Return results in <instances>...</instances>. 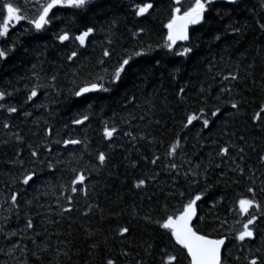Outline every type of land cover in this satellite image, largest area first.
<instances>
[{"label": "trees", "instance_id": "1", "mask_svg": "<svg viewBox=\"0 0 264 264\" xmlns=\"http://www.w3.org/2000/svg\"><path fill=\"white\" fill-rule=\"evenodd\" d=\"M42 2L18 0L26 19L0 37V48L15 45L0 59V91L7 94L0 100V264H164L167 254L189 264L156 221L197 194L193 226L228 237L222 264L264 256V113L252 118L264 107V0L213 2L189 41L171 50L172 9L194 0H150L143 16L135 7L149 0H88L84 8L55 9L52 22L36 30L31 20ZM89 27L94 32L81 45L75 36ZM65 31L70 38L61 42ZM185 47L192 52L176 54ZM72 51L77 56L69 60ZM86 83L103 89L76 96ZM189 115L198 119L188 124ZM106 128L116 131L107 136ZM232 144L227 156L218 154ZM29 171L36 175L24 184ZM81 171L85 181L74 184ZM139 180L145 184L137 187ZM243 198L261 207L249 209L257 216L255 239L240 241L236 234L249 218L239 211Z\"/></svg>", "mask_w": 264, "mask_h": 264}, {"label": "snow or ice", "instance_id": "2", "mask_svg": "<svg viewBox=\"0 0 264 264\" xmlns=\"http://www.w3.org/2000/svg\"><path fill=\"white\" fill-rule=\"evenodd\" d=\"M214 2V0H194L190 7H187L185 10H181L179 6L173 7L172 14L170 19L166 24L167 32V42L166 47L168 49H173V46L177 44L178 41H189V27L191 25L200 24L204 21L205 13L208 10L209 6ZM230 2L234 3L235 0H230ZM88 3V0H45V3L40 5L39 10L37 11L35 17L31 20V24L34 25L36 30L43 29L46 25L52 22V18L55 16V9L63 8V7H72L76 9L84 8ZM174 4L179 5L180 0H174ZM153 8V4L150 2H145L136 5L135 14L137 16H143L148 13L150 9ZM3 15L0 18V37L7 36L10 27L14 26L15 23H19L22 19H26V17L22 14V8L18 4V0H6L2 5ZM50 13L52 17H50ZM264 28V25H261ZM141 31H143L141 29ZM94 32V29L89 27L85 31L80 32L79 35L75 36V40L79 41L81 45H83L86 41V38ZM70 36L67 31L63 32V34L58 35L57 39L61 42L69 40ZM219 37H217L218 39ZM15 45L6 51L3 48H0V59H6L9 51H13ZM192 52V48L185 47L182 52L176 53L177 55L187 56ZM105 56L109 55L107 50L103 53ZM141 53H137L140 55ZM77 56L76 51H72L71 54L67 57V59L72 60L73 57ZM131 57L122 59L118 65L115 67L114 72L112 73L113 82H118L121 78L122 73H124L126 66L130 64ZM238 74L236 76H232V79H237ZM55 79V77H52ZM103 89V84L100 83H86L84 86L79 88V91L75 92L76 96H81L82 94L88 93L93 90ZM106 90V89H104ZM225 91H230L226 89ZM180 92L183 93L184 89H180ZM7 94L4 91H0V99L4 98ZM37 95V91L35 88L31 90V94L28 96V99L31 100L33 97ZM231 106L234 109H238L239 105L236 102H231ZM4 107L3 104H0V108ZM9 112H16L17 109L15 107H8ZM203 111V110H201ZM220 112V108H216V110L212 113L213 116L217 115ZM261 113H264V107L260 109L252 118L254 120L261 119ZM88 117L84 116L83 120H87ZM196 115H189L187 117V123L192 124L194 120H197ZM81 120H74L73 123L79 124ZM203 125L207 127L209 125L208 119H203ZM5 127H8L5 124ZM49 131H51L49 129ZM116 131L115 128L111 130L105 129V134L107 136H112V134ZM19 139V137H17ZM243 139V138H241ZM65 144H76L79 141L72 140L64 141ZM178 142L172 145L171 151L174 153L177 149ZM230 147H236V145L232 144L230 146L221 147L218 154H223L227 156L230 151ZM243 152V148L240 149ZM32 156H36L37 152L32 151ZM99 160L103 162L105 160L104 153L99 154ZM22 163V162H21ZM155 163V161H153ZM51 167V165H49ZM175 167V165H173ZM239 168V166H237ZM239 171L242 173L243 168H239ZM36 173L35 171L26 172L23 175V183L28 184L29 181L33 180ZM85 181V176L81 171L75 176L73 183L77 182L83 183ZM145 184L144 180H139L136 184L137 187ZM72 192H76L77 188L73 187L71 189ZM249 193H253L254 189L249 188ZM183 195V194H181ZM17 199L16 194H12L11 200L15 202ZM68 199H71L69 197ZM201 200V194H197L192 198L188 199L187 203L182 204L179 208L175 209L172 214L166 215L161 221H156V223L160 224V226L164 229H167L170 232L171 237H174L176 244L180 245L183 250H186V258L189 260V264H221V256H222V248L225 246L227 236H219L218 238H213V236L203 230L196 228L193 226L194 217H198L197 211V201ZM239 211L241 214L249 213V209H258L261 207L260 203H258L255 199H247L243 198L238 201ZM199 219H203V217H199ZM257 220V216L249 213V218L246 223H243L242 230L238 231L236 234V239L240 241H244L245 238L255 239L254 232V222ZM226 223V221H225ZM250 225L252 227H250ZM28 227H32V223L29 220ZM121 234H126L129 232L128 227H121L119 229ZM95 247V245L93 246ZM105 264H117L115 259H107ZM164 264H179L178 257L176 255L167 254V259ZM249 264H264V256H253L249 261Z\"/></svg>", "mask_w": 264, "mask_h": 264}, {"label": "water", "instance_id": "3", "mask_svg": "<svg viewBox=\"0 0 264 264\" xmlns=\"http://www.w3.org/2000/svg\"><path fill=\"white\" fill-rule=\"evenodd\" d=\"M217 1L227 2V3L230 2V0H214V2H217ZM236 1H241V0H235V2H236ZM231 3H232V2H231ZM50 14H51V13H50ZM189 31H190V27H189ZM182 42H183V41H182ZM97 90H98V89H97ZM97 90L90 91V92H88V93L82 94L81 96H84V95L90 94V93L95 92V91H97ZM78 91H79V90H78ZM194 219H195V218H194ZM194 219H193V221H194ZM226 243H227V240H226ZM226 243H225V245H226ZM224 247H225V246H223V248H222L221 264H222V259H223V250H224Z\"/></svg>", "mask_w": 264, "mask_h": 264}, {"label": "rangeland", "instance_id": "4", "mask_svg": "<svg viewBox=\"0 0 264 264\" xmlns=\"http://www.w3.org/2000/svg\"><path fill=\"white\" fill-rule=\"evenodd\" d=\"M32 1H34V0H32ZM181 1H183V0H180V2H181ZM15 24H16V23H15ZM15 24H14V25H15ZM174 46H175V45H174ZM174 46H173V47H174ZM0 100H1V99H0Z\"/></svg>", "mask_w": 264, "mask_h": 264}, {"label": "bare ground", "instance_id": "5", "mask_svg": "<svg viewBox=\"0 0 264 264\" xmlns=\"http://www.w3.org/2000/svg\"><path fill=\"white\" fill-rule=\"evenodd\" d=\"M21 3V2H20ZM34 3V2H33ZM41 3V2H40ZM43 3V2H42ZM22 4V3H21ZM22 8V7H21ZM39 8V7H38ZM47 78V77H46ZM76 206V205H75ZM6 253V252H5Z\"/></svg>", "mask_w": 264, "mask_h": 264}]
</instances>
